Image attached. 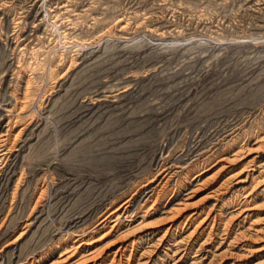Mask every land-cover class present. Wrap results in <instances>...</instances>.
Masks as SVG:
<instances>
[{
    "label": "rangeland",
    "instance_id": "1",
    "mask_svg": "<svg viewBox=\"0 0 264 264\" xmlns=\"http://www.w3.org/2000/svg\"><path fill=\"white\" fill-rule=\"evenodd\" d=\"M263 136L264 0H0V264H264Z\"/></svg>",
    "mask_w": 264,
    "mask_h": 264
},
{
    "label": "bare ground",
    "instance_id": "2",
    "mask_svg": "<svg viewBox=\"0 0 264 264\" xmlns=\"http://www.w3.org/2000/svg\"><path fill=\"white\" fill-rule=\"evenodd\" d=\"M262 140H264V136L262 137ZM262 144L264 145V141H262ZM240 154V150L239 151H237L236 152V154H234V157H236L237 158V156H240L239 155ZM240 176H239V174H238V176H236V174L235 175H230V176H228V177H225L221 182H219L218 183V185L216 186V187H214V190L212 191V193H218L219 191H221L222 189H224V188H226L228 185H231V183L232 182H234L235 180H237L238 178H239ZM222 179V178H221ZM263 180H264V178H263ZM243 180H241L240 182H242ZM250 194V193H249ZM249 194H247L246 196H245V198H246V200L248 199V197L250 196ZM152 196V194L150 195V197ZM126 204L128 205V207H129V202H126ZM187 205V203L184 205V207ZM180 206H178V208L177 209H181V208H179ZM187 207V206H186ZM176 210V209H175ZM242 211V209H239V210H237V214H239L240 212ZM219 213H221V212H219ZM217 215H218V213H217ZM217 215H215L214 216V218L215 217H217ZM250 214H247V213H244L242 216H245V217H243L244 218V220L249 216ZM130 217H133V216H130L129 214H128V210L125 208L124 209V211L123 212H121V209L120 208H118V209H116L114 212H112V213H110V215H108L105 219H103L100 223H99V225H102L103 224V227H105L108 223H109V220L106 222V220L107 219H109L110 218V220H112L113 218H115L114 220H113V222H114V225L113 226H115V225H117L119 222H121V220L122 219H124L125 218V220H128V218H130ZM129 220H131V218L129 219ZM112 222V221H111ZM201 222V221H200ZM199 222V223H200ZM203 223V222H202ZM201 223V224H202ZM112 226V227H113ZM173 226H170L167 230H166V232H165V234L166 233H168L169 235L170 234H173L174 233V231H177V228H173ZM195 229V231L197 230V228L195 227L194 228ZM256 232H260V231H256ZM167 234V235H168ZM193 234L194 233H191L190 235H189V237L188 238H190L191 236H193ZM167 238L165 237V235L164 236H162L161 238H159L158 239V245H160V246H162V245H167L168 243H169V239H167ZM192 241V239H182V240H180L179 242H177L176 244H179L178 245V250L179 249H183L184 248V250H183V252L184 251H188L189 249H192V247H191V242ZM205 242H206V240H204V242H202L201 243V245H200V248L202 249L203 248V245L205 244ZM86 242H83L81 245H79V246H83V244H85ZM87 244H90V243H87ZM78 246V247H79ZM73 247V246H72ZM92 250V251H91ZM89 252V254L88 255H86V256H84V257H81L80 259H79V262H85V261H92L93 262V264H104L106 261H108V259H99L100 258V256H101V254L102 253H98L97 252V250L98 249H95L94 247L91 249ZM119 251H120V253H122V254H120V260H121V258H122V256H123V251H121V249H119ZM118 251H116L113 255H114V257L112 258V260H111V262H115V255H116V253H117ZM219 255V254H218ZM217 255V256H218ZM99 257V258H98ZM98 258V259H97ZM221 258V257H220ZM110 262V263H111ZM62 264H78V262H71L70 260H63L62 262H61ZM128 264H130L129 262H128Z\"/></svg>",
    "mask_w": 264,
    "mask_h": 264
}]
</instances>
